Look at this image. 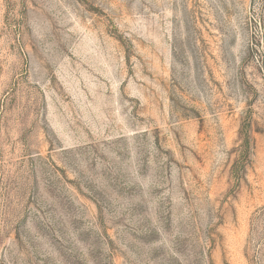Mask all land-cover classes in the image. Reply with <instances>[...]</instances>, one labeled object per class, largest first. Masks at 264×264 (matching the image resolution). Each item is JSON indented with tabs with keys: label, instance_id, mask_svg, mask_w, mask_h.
<instances>
[{
	"label": "rangeland",
	"instance_id": "1",
	"mask_svg": "<svg viewBox=\"0 0 264 264\" xmlns=\"http://www.w3.org/2000/svg\"><path fill=\"white\" fill-rule=\"evenodd\" d=\"M0 264H264V0H0Z\"/></svg>",
	"mask_w": 264,
	"mask_h": 264
}]
</instances>
